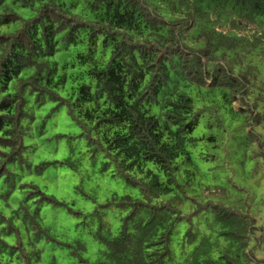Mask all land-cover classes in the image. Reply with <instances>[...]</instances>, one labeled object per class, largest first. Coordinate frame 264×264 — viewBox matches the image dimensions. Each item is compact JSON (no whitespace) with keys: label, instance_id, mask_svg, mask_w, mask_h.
Wrapping results in <instances>:
<instances>
[{"label":"trees","instance_id":"trees-1","mask_svg":"<svg viewBox=\"0 0 264 264\" xmlns=\"http://www.w3.org/2000/svg\"><path fill=\"white\" fill-rule=\"evenodd\" d=\"M83 1L87 16L63 0H0V264H43L38 244L56 240L42 207L57 199L23 182L30 96L66 106L103 169L139 191L102 205L119 207L116 234L96 211L97 257L75 239L72 264H264V185L258 197L218 162L240 119L238 144L264 172V0ZM73 47L77 76L53 59Z\"/></svg>","mask_w":264,"mask_h":264},{"label":"rangeland","instance_id":"rangeland-1","mask_svg":"<svg viewBox=\"0 0 264 264\" xmlns=\"http://www.w3.org/2000/svg\"><path fill=\"white\" fill-rule=\"evenodd\" d=\"M63 2L72 13L87 16L88 11L85 9L83 0H63ZM15 8L25 16L32 15V12L26 8L19 6ZM77 53L74 47L69 51L63 49L53 59L58 60L61 65L69 62L68 72L77 76V73L87 69L86 65L80 66L77 62L75 66L72 65L76 61ZM257 65L261 78L264 80V60L257 61ZM85 80L89 81V78L85 77ZM79 81L78 78H71L66 88L61 91L62 94L68 96L72 93L73 87ZM29 99L28 110L34 114L35 118L29 124V133L25 142L28 146L26 156L32 165V172L27 173L23 182H32L57 199V202L48 201L42 207L44 223L51 226L56 236V240H43L38 244L43 249L42 263L49 264L51 259L56 257L59 264H72L69 253L72 247L69 245H73L75 239H80L87 244L86 256L94 259L100 248L94 236L98 227L96 211L106 213L107 223L116 234L120 226L119 207H103L102 205L110 203L115 195L138 196L139 191L127 185L121 178L113 176L111 169H103V157L95 156L90 150L86 139L81 136V127L69 115L66 106L55 111L53 108L57 105L56 102L48 101L38 107L34 102V96H30ZM207 119L208 116L205 117V120ZM229 123L226 122V124ZM241 124L240 119L234 120L228 132L225 133L226 138L222 142L228 149L220 151L218 162L223 164L226 170L224 168L220 175L221 177L232 176L239 186L255 192L260 197L259 193L264 185V172L253 175L256 162L246 157L245 145L238 144L244 135ZM202 127L203 125L199 130ZM212 144L213 142L209 140L203 143L207 145L205 153L215 151L211 148ZM233 148L235 152H232ZM67 159H70L76 167L62 163ZM240 161L245 162L240 164ZM205 162L208 163L206 160ZM41 164L45 168L42 172H38Z\"/></svg>","mask_w":264,"mask_h":264}]
</instances>
